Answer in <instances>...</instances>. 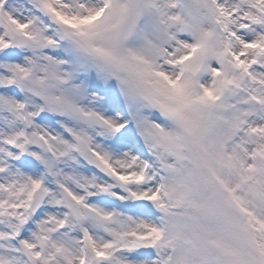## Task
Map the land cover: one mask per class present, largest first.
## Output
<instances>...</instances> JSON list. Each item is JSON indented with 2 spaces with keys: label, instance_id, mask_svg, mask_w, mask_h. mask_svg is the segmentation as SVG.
I'll list each match as a JSON object with an SVG mask.
<instances>
[{
  "label": "snow or ice",
  "instance_id": "snow-or-ice-1",
  "mask_svg": "<svg viewBox=\"0 0 264 264\" xmlns=\"http://www.w3.org/2000/svg\"><path fill=\"white\" fill-rule=\"evenodd\" d=\"M0 264H264V0H0Z\"/></svg>",
  "mask_w": 264,
  "mask_h": 264
}]
</instances>
